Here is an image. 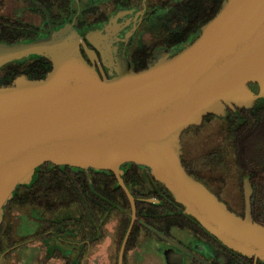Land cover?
I'll use <instances>...</instances> for the list:
<instances>
[{"label":"water","instance_id":"obj_1","mask_svg":"<svg viewBox=\"0 0 264 264\" xmlns=\"http://www.w3.org/2000/svg\"><path fill=\"white\" fill-rule=\"evenodd\" d=\"M30 54L51 60L48 73L0 85V221L7 201L20 185L32 184L45 161L110 170L131 206L121 258L136 218L135 198L122 175L124 164L134 162L148 167L225 245L264 260V224L251 216L248 179L241 216L185 169L180 140L181 132L204 115L252 108L264 98V0H223L192 42L175 53L156 51L139 71L122 68L101 78L83 58L77 35L67 29L0 41V66Z\"/></svg>","mask_w":264,"mask_h":264},{"label":"flooded vegetation","instance_id":"obj_2","mask_svg":"<svg viewBox=\"0 0 264 264\" xmlns=\"http://www.w3.org/2000/svg\"><path fill=\"white\" fill-rule=\"evenodd\" d=\"M222 1L0 0V41L32 40L67 29L77 35L83 58L98 75L111 77L122 68L139 71L147 67L156 51L181 50L198 36ZM51 67V60L44 54L8 61L0 66V85L9 84L18 76L42 78ZM251 84V89L257 91ZM237 108L242 107H227L224 115L208 113L200 123L186 127L180 134L181 161L228 209L241 216L247 178L251 185V216L259 222L254 210H264V205L252 200L254 186L249 175L234 170L229 155V109ZM47 164L65 165L50 161L39 164L32 183L42 165ZM75 168L77 176L86 175L90 188L69 186L64 192L58 189L52 193L50 203L41 204L29 203L19 186L7 201L0 221V264H264L263 259L243 254L220 241L185 211L183 204L151 176L150 170L149 176L154 179L149 181L153 191L150 197L157 201L149 200L154 206L140 219L143 226L134 228L136 215L120 258L130 219L121 236L123 197L104 180L111 178L113 172ZM91 172L98 181L97 189L92 186ZM149 240L157 245L149 244Z\"/></svg>","mask_w":264,"mask_h":264},{"label":"trees","instance_id":"obj_3","mask_svg":"<svg viewBox=\"0 0 264 264\" xmlns=\"http://www.w3.org/2000/svg\"><path fill=\"white\" fill-rule=\"evenodd\" d=\"M252 88H256V84L252 83ZM230 127L228 128L230 140L229 155L232 158L234 170H241L249 175L254 186V194L252 200L257 204L264 205V98H259L257 103L252 108H237L236 111L229 109ZM42 170L39 171L38 178L31 185H20L26 192L29 203L48 204L51 202L52 193L55 190L64 192L69 186H84L90 188L89 181L86 175L77 176L75 170L77 168L70 165H42ZM63 167V168H62ZM125 174L123 180L131 193L137 197L136 203V226H143L140 219L145 218V212L151 206H154L149 200L143 197L153 196L151 181L154 179L149 176V168L140 164L129 162L125 165ZM57 173V175H54ZM112 173V172H111ZM91 172V177H92ZM104 177L105 181L114 189H118L121 196V205L124 208V222L121 226V236H123L130 216V204L125 195L124 190L118 184L115 175ZM79 181V184L76 181ZM149 181L151 183H149ZM92 186L97 189L98 181L94 177L91 179ZM157 183V182H156ZM161 185V184H160ZM164 186V185H163ZM165 187V186H164ZM83 193V191H82ZM92 193V192H91ZM64 194V193H63ZM255 216L260 223L264 224V210H254ZM126 213V214H125Z\"/></svg>","mask_w":264,"mask_h":264},{"label":"rangeland","instance_id":"obj_4","mask_svg":"<svg viewBox=\"0 0 264 264\" xmlns=\"http://www.w3.org/2000/svg\"><path fill=\"white\" fill-rule=\"evenodd\" d=\"M148 243L151 244V245H157V242H154L153 240H149Z\"/></svg>","mask_w":264,"mask_h":264}]
</instances>
